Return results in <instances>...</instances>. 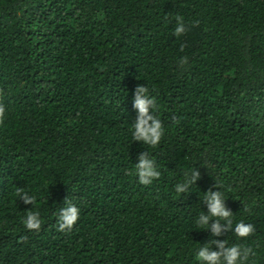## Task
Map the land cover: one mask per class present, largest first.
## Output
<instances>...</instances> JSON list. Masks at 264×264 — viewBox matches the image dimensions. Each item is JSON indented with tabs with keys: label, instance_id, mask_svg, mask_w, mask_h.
<instances>
[{
	"label": "trees",
	"instance_id": "1",
	"mask_svg": "<svg viewBox=\"0 0 264 264\" xmlns=\"http://www.w3.org/2000/svg\"><path fill=\"white\" fill-rule=\"evenodd\" d=\"M138 87L155 147L131 136ZM0 106V264H194L205 243L264 264V0H0ZM207 193L232 214L218 235L196 224ZM65 201L80 214L61 231Z\"/></svg>",
	"mask_w": 264,
	"mask_h": 264
},
{
	"label": "clouds",
	"instance_id": "2",
	"mask_svg": "<svg viewBox=\"0 0 264 264\" xmlns=\"http://www.w3.org/2000/svg\"><path fill=\"white\" fill-rule=\"evenodd\" d=\"M186 26L180 18L176 20L174 34L179 37L186 31ZM183 62V60H181ZM134 109L137 112V118L134 124L131 125L130 132L132 139L144 145L155 147L158 145L164 136V126L158 116L149 114L150 107L155 110V101L149 99L147 89L138 87L135 90ZM5 109L0 106V117L3 116ZM138 164L133 168L134 175L138 177L139 183L149 185L153 180L159 178L160 173L154 169V159H149L146 155L141 154L138 157ZM196 176L193 174L192 179H186L184 182L175 185V192L181 194L185 189L189 188L194 183ZM24 202L34 203L35 197H29L27 192H19ZM204 200L207 201L208 215L200 214L196 219V224L204 229H207L209 219L214 220L211 231L214 235H218L221 229V222L228 227H231L232 214L223 206V198L220 194L207 193L204 195ZM80 209L71 201H65V207L61 210L58 217L59 230L71 229L79 218ZM39 214L34 211L27 212L24 219V226L29 230H39L41 219ZM253 232L251 224L237 223L235 225L234 234L237 238H246ZM220 251L211 252L210 245L205 243L203 246L196 248L194 256V264H245L251 249H243L239 245L225 247L224 243L218 244Z\"/></svg>",
	"mask_w": 264,
	"mask_h": 264
}]
</instances>
